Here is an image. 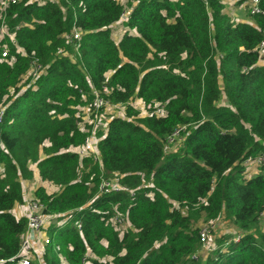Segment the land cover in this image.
<instances>
[{"label": "trees", "instance_id": "1", "mask_svg": "<svg viewBox=\"0 0 264 264\" xmlns=\"http://www.w3.org/2000/svg\"><path fill=\"white\" fill-rule=\"evenodd\" d=\"M223 10V0H136L116 42L111 25L124 13L117 0L0 8L3 264L20 258L26 217L11 210L23 204L21 181L32 179V166L59 188L34 191L41 214L57 218L46 227L53 250L46 247L43 264H264V164L250 178L243 165L264 154V0L248 22ZM72 28L81 33L73 44ZM96 92L125 104L126 117L111 116L97 131L98 157H80L73 148L93 129L80 126L79 109L93 110ZM134 99L144 117H135ZM185 127L183 148L166 153L167 139ZM113 175L128 190L98 195ZM124 212L132 229L120 234L110 219ZM221 214L243 233L219 238L203 263L193 223Z\"/></svg>", "mask_w": 264, "mask_h": 264}, {"label": "rangeland", "instance_id": "2", "mask_svg": "<svg viewBox=\"0 0 264 264\" xmlns=\"http://www.w3.org/2000/svg\"><path fill=\"white\" fill-rule=\"evenodd\" d=\"M120 4L124 6V13L127 14L129 7L131 4H135L136 0H117ZM246 0H223L224 4V13L230 18L232 21L240 20L243 17L249 18V12L246 7ZM124 20L121 18L114 26L112 25L111 29L113 35L111 36L114 41H118L121 35L125 32L126 26L124 25ZM67 41L69 43H72L74 39L72 38L71 34L66 36ZM73 44V43H72ZM33 71L32 69L29 71ZM28 72V74H29ZM28 74L24 77L23 81L27 80ZM221 104H226V99L224 93H222V100L220 102ZM130 106L137 112L136 118H141L146 115V109L143 105V103L139 99H134L130 102ZM125 104H112L107 100V104L104 103L98 107H96V111L88 110L87 108L80 107L79 111L81 114L82 122L80 123L81 127H87L89 125L90 128L92 127L93 131L92 134L98 137L97 131L101 132L104 130L106 126V122H108L109 118L111 116H119V117H126L125 113ZM133 117V116H132ZM130 117L129 119L131 120ZM192 127H185L182 132H179L177 136L184 138L185 134H187ZM183 141L172 143L170 145H166L165 152L170 153L172 151H180L183 147ZM42 155V154H41ZM244 176L245 178H250L254 176L259 171V166H256L255 159H250L248 163L244 162ZM33 173V172H32ZM34 175V174H33ZM119 176L113 175L111 176V179L113 181H118ZM54 185V184H53ZM39 187V186H38ZM42 187V186H41ZM37 188V187H36ZM45 190V189H44ZM46 192V191H45ZM30 199V198H29ZM27 199L25 201V213L24 216L27 218V223L29 222V217H34L37 213V210L29 207L28 202L31 200ZM213 224L214 228L209 232L208 237L204 242H202L201 247L199 251L196 253L197 258L201 260V262H205L209 256L213 254V250L217 245V241L219 238L223 239H231L233 237H236L238 233H243L241 229H239L232 221L226 219L223 214H221L218 218H216L214 221L208 222L205 220L204 217L199 218L196 222L193 223V226L195 228H198V230H201L204 226L207 224ZM44 229H42L41 224L35 223L34 227H30L26 233V235L23 238V241L26 243L27 246V255L29 258H32L30 260V264H43L42 255L38 257L41 250L45 247H48L50 251L53 250V247L51 245H47L45 242L47 233V225L45 224ZM260 228L264 229V213L260 217ZM128 229H132V227L129 225L127 221H124L120 225L117 226V230L120 234L125 232ZM51 238V232H48ZM46 248L44 249L45 252ZM92 257L90 254L87 255L86 262L90 263ZM109 260V258L107 259Z\"/></svg>", "mask_w": 264, "mask_h": 264}, {"label": "built area", "instance_id": "3", "mask_svg": "<svg viewBox=\"0 0 264 264\" xmlns=\"http://www.w3.org/2000/svg\"><path fill=\"white\" fill-rule=\"evenodd\" d=\"M19 0H0V8L2 10H5L6 6L11 3H16ZM32 1H36V0H32ZM39 4H43L46 2V0H38ZM262 0H246V5L248 8L249 13L253 14V13H257L260 11V2ZM121 18H123L124 23H126L128 21V14L123 13ZM120 18V19H121ZM71 36L74 39V41L79 40L80 38V31L77 28H72L71 31ZM3 35H7L4 26H2L0 28V39L2 38ZM9 37L12 38V34L8 35ZM77 46V45H76ZM257 51L260 53V55H264V40L262 42H260L257 46ZM1 57L2 58H6L7 57V48L5 46L2 47V50L0 52ZM261 63L264 62V60L260 61ZM39 75V72L37 70H33V77H37ZM103 93L107 94L109 93V90L107 89L106 86L103 87ZM107 104V100L104 99L103 97L99 96V94L96 92L95 93V97L93 99L92 102V109L93 111H96V107L102 105V104ZM88 110H91L87 107ZM2 112H3V108H0V120L2 117ZM156 115H161L163 114V109L162 108H158L155 111ZM178 132H175L174 134H172L168 139H167V143L166 145H170L172 143H177L178 141H180L179 136H177ZM99 137H96L95 135H90L88 136L85 141L84 144L80 147H76L73 148V150L80 156H87V155H92L95 154L96 157H98L97 155V142H98ZM250 159H255L256 162V166H260L262 164H264V154H258L255 158H247L246 160L243 161V165L244 162L248 163ZM246 166V165H244ZM122 190H128V188L124 185H122L119 181H113L111 178H103L99 184V189H98V195L99 194H105V193H111V192H118V191H122ZM130 192H132V190H129ZM29 207H32L34 209L37 210L36 215L32 218L29 217V222L27 223V218H26V228H25V233L23 235H26L28 229L30 227H34L35 223L37 224H41L42 225V229H44L45 225V220L50 219V222L52 221H56V215H52V216H44L41 214V205L40 203L35 200V198H32L28 203ZM264 213V212H263ZM262 213V214H263ZM261 214V216H262ZM124 221H127V212H124V214L122 213H117L113 218L110 219L111 225L115 227V229H117V226L120 225L121 223H123ZM214 221V220H211ZM49 222V224H50ZM210 222V221H209ZM77 227H80V222H77ZM214 228L213 224L209 223L206 226H204L201 230H198V234H199V238H200V242H204L206 240V238L208 237L209 232ZM46 238H45V242L47 243V245L50 244V235L47 233H45ZM22 238V245H21V249H20V258H18L17 263L16 264H30V260L32 258H29V256L27 255V246L26 243L23 241ZM240 239V235L237 234L236 237H233V240L238 241ZM46 248V247H45ZM43 248L40 252V254L38 255V257L40 255H42L44 253V249ZM3 260H0V264H3Z\"/></svg>", "mask_w": 264, "mask_h": 264}, {"label": "crops", "instance_id": "4", "mask_svg": "<svg viewBox=\"0 0 264 264\" xmlns=\"http://www.w3.org/2000/svg\"><path fill=\"white\" fill-rule=\"evenodd\" d=\"M246 7H247V5H246ZM249 19L250 18H248V17H243L242 19L236 20V21H246V22H248ZM116 23H114V24H116ZM114 24H112V25L114 26ZM112 25H111V27H112ZM112 35H113V33L111 31V36ZM32 169H33V174H34L32 179L31 180H22L21 181L22 188H23V199H24L23 204H15L13 206L12 210H11L12 214L16 218L24 216V213H25V201L27 199H29V198L30 199L34 198V191H35L36 187L42 186L45 189L46 193H48V194L56 193V192L59 191L58 186L53 185L52 183H50L48 181L40 180L38 172H37V168L35 166H32ZM49 222H50V219L45 220V224H48Z\"/></svg>", "mask_w": 264, "mask_h": 264}, {"label": "clouds", "instance_id": "5", "mask_svg": "<svg viewBox=\"0 0 264 264\" xmlns=\"http://www.w3.org/2000/svg\"><path fill=\"white\" fill-rule=\"evenodd\" d=\"M152 183V182H151Z\"/></svg>", "mask_w": 264, "mask_h": 264}]
</instances>
